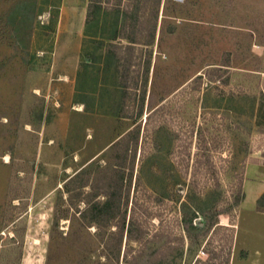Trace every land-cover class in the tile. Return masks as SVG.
Returning a JSON list of instances; mask_svg holds the SVG:
<instances>
[{
  "label": "rangeland",
  "instance_id": "374dc122",
  "mask_svg": "<svg viewBox=\"0 0 264 264\" xmlns=\"http://www.w3.org/2000/svg\"><path fill=\"white\" fill-rule=\"evenodd\" d=\"M248 174L264 0H0V264H264Z\"/></svg>",
  "mask_w": 264,
  "mask_h": 264
},
{
  "label": "crops",
  "instance_id": "0c3cea01",
  "mask_svg": "<svg viewBox=\"0 0 264 264\" xmlns=\"http://www.w3.org/2000/svg\"><path fill=\"white\" fill-rule=\"evenodd\" d=\"M5 156H8L7 154L6 155H4L3 156V160H4V157ZM4 162H7V161H5L4 160ZM253 168H256L255 166H253V165H248L247 166V170L248 169H250V170H253ZM249 172H251V171H249ZM250 174V173H249ZM247 175V177H248V180H247V183H248V187H250V185H251V183H254V184H256V189H255V192H254V194H253V202H254V204H255V199L260 195V194H263L264 193V177L263 178H258V180H254V181H252V180H250V175ZM249 189V188H248ZM254 210H255V212H258L255 208H254ZM261 212V211H260ZM262 213V212H261ZM247 253H246V258L244 259V260H242V261H245V260H247L248 259V256H249V249H248V247H247ZM254 254L255 255H258V252H254Z\"/></svg>",
  "mask_w": 264,
  "mask_h": 264
},
{
  "label": "bare ground",
  "instance_id": "6f19581e",
  "mask_svg": "<svg viewBox=\"0 0 264 264\" xmlns=\"http://www.w3.org/2000/svg\"><path fill=\"white\" fill-rule=\"evenodd\" d=\"M4 160H5V161H8V157H7V156H5V157H4Z\"/></svg>",
  "mask_w": 264,
  "mask_h": 264
}]
</instances>
